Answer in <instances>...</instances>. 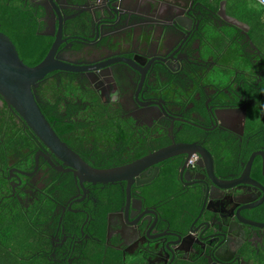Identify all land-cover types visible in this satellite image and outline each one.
Segmentation results:
<instances>
[{
    "label": "flooded vegetation",
    "instance_id": "af4514ba",
    "mask_svg": "<svg viewBox=\"0 0 264 264\" xmlns=\"http://www.w3.org/2000/svg\"><path fill=\"white\" fill-rule=\"evenodd\" d=\"M16 1L38 16L51 44L54 37L45 33L55 34L60 20L66 41L57 55L84 68L48 74L35 91L61 75L82 98L96 95L117 111L112 120L125 125L123 135L103 139L77 133V124L89 129L92 120L69 119L63 137L76 151L62 142L88 166H124L174 144H194L211 160L180 154L154 164L132 182L128 196L125 182L80 185L0 96L1 201L23 209L46 203L50 211L44 224L32 222V241L44 243L32 256L49 264H262L264 227L240 222L264 225L261 158L250 169L257 185L236 180L250 155L264 152V53L229 26L218 12L221 2L213 11L198 0L202 8L192 21L182 3L184 29L171 15L169 27L156 29L149 24L159 19L151 0Z\"/></svg>",
    "mask_w": 264,
    "mask_h": 264
},
{
    "label": "trees",
    "instance_id": "16d2710c",
    "mask_svg": "<svg viewBox=\"0 0 264 264\" xmlns=\"http://www.w3.org/2000/svg\"><path fill=\"white\" fill-rule=\"evenodd\" d=\"M204 1L212 7L213 11L219 5V0ZM259 8V11H252L254 17L249 23L251 35L249 37L264 53V20L262 19L264 10L261 5ZM238 10L241 11V8L239 7ZM37 17L32 10H27L22 3L16 0H0V32L11 40L20 60L29 67L38 64L43 59L52 40L41 35V25ZM245 22L248 23L249 21L246 20ZM230 37L222 39L221 43L217 44L219 50L223 44L225 45L227 41L232 40L233 36ZM52 76V79L41 84L36 90L39 99L37 103L40 111L61 141L65 140L66 144L75 150V144L63 137V134H66V126L70 125L69 119L71 117L92 120L88 126L89 129H84V125L77 124L80 126L77 130L79 135L85 132L92 137L109 139L110 135L124 134L125 125L112 120L120 117L117 111L115 116L111 113V109L101 104L96 95L95 98H88L87 95L82 98L79 94V88L75 87L73 83L67 82L61 75L52 74ZM78 99L81 101L80 105H78ZM261 107L262 112H264V100ZM6 135L9 133L7 132ZM24 136L25 133L21 128L22 144L25 142ZM78 154L82 155V153ZM258 173L259 165L255 163L253 175H258ZM1 200L0 196V264H49L43 257L32 256V250L35 247L44 246L43 241L37 240L38 245L32 241V222L37 227L44 224V217L50 213V211L47 212V204L42 203L40 205L37 203L34 209L32 207L23 209L9 198L4 201Z\"/></svg>",
    "mask_w": 264,
    "mask_h": 264
},
{
    "label": "water",
    "instance_id": "95a60500",
    "mask_svg": "<svg viewBox=\"0 0 264 264\" xmlns=\"http://www.w3.org/2000/svg\"><path fill=\"white\" fill-rule=\"evenodd\" d=\"M162 2L163 0H151L149 5V9L155 14L153 15L159 18L157 21L149 23L150 25L154 24L156 29L159 24H162L164 28L169 27L166 24V20L170 15L172 16V20L174 19L172 24L184 29V26L178 21L180 17L184 16V14H182V3L187 4L190 8L188 10L189 15L186 16V19L189 21H192V18L195 17L194 10L202 8V5L198 3V0H190L189 3H187V0H171L165 7ZM219 6V14L222 15L223 18L229 20L231 25L239 27L244 37L248 39L245 28L240 26L235 19L225 15L224 10L222 11L223 3H220ZM115 12H117V10H115ZM54 32L55 34L45 33L54 37V41L43 59L32 67L27 66L20 60L16 48L11 40L5 34L0 32V96L6 106L16 112L40 144L48 150L49 153L55 155L62 162V164L73 173L80 185H82L83 182L93 185L125 182L127 184L126 190L128 196L130 185L138 178L139 174L144 169L153 166L154 164H158L168 158L180 154H185L187 157H190L192 154H198L201 159L210 163V155L204 149L197 147L194 144H174L152 152L151 154L124 166L106 170L95 169L88 166L74 151H72L58 138L40 111L37 103L38 100L35 94V89L48 74L54 72H82L84 70V68L78 67L73 62L65 60L62 56L57 55L59 46L66 41L61 38L62 26L60 20H58V26ZM243 114L244 113L242 111V115ZM257 156H259L262 160L261 174L264 177V152H254L250 155L246 165L244 166L240 178L236 180L237 183L250 186L257 185V182L250 178V169ZM150 180L151 179L137 181V184H145L150 182ZM228 187H230V185H228ZM255 206L256 205L253 204L245 206V208H252ZM240 222L241 224H246L256 228L264 227L262 224H257L243 219H241Z\"/></svg>",
    "mask_w": 264,
    "mask_h": 264
},
{
    "label": "crops",
    "instance_id": "0c3cea01",
    "mask_svg": "<svg viewBox=\"0 0 264 264\" xmlns=\"http://www.w3.org/2000/svg\"><path fill=\"white\" fill-rule=\"evenodd\" d=\"M223 3V10L225 15H229L228 17L235 19L238 24L240 26H242L243 28H245V30L247 31V35L249 37L250 35V26L249 23L252 22L253 19V15H252V11L253 10H260V5L256 2V1H251V0H219V3ZM128 7V6H127ZM126 7V9H127ZM241 8V11L238 10V8ZM264 10V8H263ZM250 16V18H249ZM262 19L264 20V13L262 14ZM249 21L248 23H246L245 21ZM229 26H234L229 24ZM237 29H239V27L234 26ZM225 31H228V35H232L233 33L231 32V30H228V27L225 25L224 27ZM251 36V35H250ZM250 38V37H249Z\"/></svg>",
    "mask_w": 264,
    "mask_h": 264
},
{
    "label": "clouds",
    "instance_id": "9594fccd",
    "mask_svg": "<svg viewBox=\"0 0 264 264\" xmlns=\"http://www.w3.org/2000/svg\"><path fill=\"white\" fill-rule=\"evenodd\" d=\"M259 2H260L261 5H264V0H259ZM194 157H195V156H194ZM194 157H193V158H194Z\"/></svg>",
    "mask_w": 264,
    "mask_h": 264
},
{
    "label": "built area",
    "instance_id": "2783aa9c",
    "mask_svg": "<svg viewBox=\"0 0 264 264\" xmlns=\"http://www.w3.org/2000/svg\"><path fill=\"white\" fill-rule=\"evenodd\" d=\"M256 1H257V3H258L259 5H261L260 2H259V0H256ZM261 6H262V8H264V5H261Z\"/></svg>",
    "mask_w": 264,
    "mask_h": 264
}]
</instances>
